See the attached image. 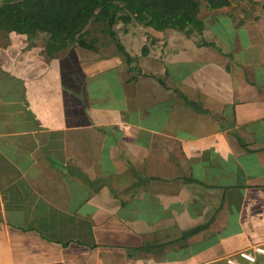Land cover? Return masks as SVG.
Here are the masks:
<instances>
[{
    "label": "crops",
    "instance_id": "0c3cea01",
    "mask_svg": "<svg viewBox=\"0 0 264 264\" xmlns=\"http://www.w3.org/2000/svg\"><path fill=\"white\" fill-rule=\"evenodd\" d=\"M216 9L232 20L193 58L188 36L163 40L181 54L165 79L128 77L116 50L49 57L19 33L0 48V264H227L264 248V0Z\"/></svg>",
    "mask_w": 264,
    "mask_h": 264
},
{
    "label": "trees",
    "instance_id": "16d2710c",
    "mask_svg": "<svg viewBox=\"0 0 264 264\" xmlns=\"http://www.w3.org/2000/svg\"><path fill=\"white\" fill-rule=\"evenodd\" d=\"M207 8H220L231 0H205ZM201 0H0V30L33 36L44 34V52L52 57L71 45L97 50L94 40L87 41L85 30L90 20L106 21L117 51L132 61L119 41L113 26L118 22L143 24L156 31L168 29L189 33L201 31L198 15ZM207 45L211 43L205 42ZM144 53L147 48H143ZM194 109L206 112L195 102ZM198 231L187 230L181 238Z\"/></svg>",
    "mask_w": 264,
    "mask_h": 264
},
{
    "label": "rangeland",
    "instance_id": "374dc122",
    "mask_svg": "<svg viewBox=\"0 0 264 264\" xmlns=\"http://www.w3.org/2000/svg\"><path fill=\"white\" fill-rule=\"evenodd\" d=\"M219 12H220L219 9H216L215 11L212 9H208L206 7V1L201 0L200 12L198 15L200 28H202L201 31H199L196 28H193L189 33H185L183 31L168 29V30L163 31L164 37H163V34H161L162 31L153 30L149 27L144 26L143 24H139V23H135V22H132L130 24H123L121 22H118L117 24H115L113 26V30L115 31L116 35L118 37H120V41H121L122 45L124 46L125 50L129 53V55L133 59L132 62L131 61L127 62L126 57L122 53L117 51L116 46H115V42L109 34V27L107 26L106 21H102V20L99 21V20H94V19L90 20L89 23L87 24L86 28H85V30H87V34H86L85 38L87 41L94 40V43L97 47L96 51H101V52H96L94 50L96 53H99L102 55L103 54H110V52H112L113 50L114 51L116 50L115 56H110V57L115 59V60H118L121 57H122L121 59L123 60V58H124L125 67L128 70H131L130 74L128 71V74H127L128 77L133 76V75L138 76L140 74V72H141L142 76H148L151 74V71H154V72L158 73L160 78L165 79L163 73H164L165 69L170 66V63L166 61V60H168V56L170 57V59L172 61H174V60L178 61L181 54L177 55V52H176V55L174 53L171 55L166 54L165 52H166V48L168 47V41L164 42L163 40L166 39L167 36H171V35H175V34H180L182 36L183 35L188 36L189 40H187V44H186V42L183 44L186 45L185 52H187L189 58L191 59V58H193L192 55L195 54L194 51L196 50L197 46H200V44L202 45L204 40L212 42V40L214 39V35H213L215 32V28L213 26L214 20H232L229 16L218 18ZM219 22H222V25L219 26L221 28V31H220L221 34L222 35H228V37H230L231 30H230V26L228 24V21H219ZM216 28L218 29V23L216 24ZM13 34H15V32L7 33V32L0 30V48L10 49V48L14 47L13 44L15 42L11 40V38H12L11 36ZM159 34L161 35V36H159L160 39L159 38L157 39L155 37V35L157 36ZM33 36H36V38H39L38 40H36L38 42L44 40L43 39L44 34H42V33H38V34L33 35ZM145 36L147 37V40L144 39ZM173 39L178 40L174 36H173ZM18 42L19 41H17V43ZM174 42H176V41H174ZM154 43H155V47L152 46V44H154ZM145 47L147 48L148 52L151 53L149 56H146V54H144V52L142 51L143 48H145ZM74 48L77 49V48H82V47L75 44V45H71L70 47H68L65 51H68V50L74 51L75 50ZM82 49H86V48H82ZM151 49L153 50V52H151ZM88 50H90V49H88ZM204 50L206 52H214V48L210 47V46H206L204 48ZM59 54L62 55L63 51L60 53L58 52L55 55V57L59 56ZM46 58H48V57L46 56ZM162 67H163V69H162ZM191 67H192V69H194V72H196L197 66L195 64L191 63ZM186 69L190 70L188 65L183 64V70L185 71ZM179 75L181 76V72L179 73ZM109 84H110V82H109ZM106 85L107 84L103 80L93 82L94 87H100L101 88L102 92H100L99 95L104 100L106 99V96L104 93ZM88 86H89V84H87V87ZM132 86H133V83H130V85L127 86V89L131 90ZM109 89H110V91L111 90H117L118 87L116 86V88H114V86H111V84H110ZM117 98H114L111 96V98L109 100V104L111 107H116V108L123 107L122 106V104L124 103L123 100L120 99L119 97H117ZM114 99H117V101L116 102L113 101ZM129 99L131 100V97ZM93 100H95V101L98 100L97 97L95 96L94 90H93ZM126 101H125V103H126ZM99 105H100V103H99ZM76 172L79 175H81V178L85 181V179L87 177L84 174H81L80 170H78ZM229 237H230V234H228L225 242H222L223 243L222 246H224L223 248L226 250L229 249L230 246H234L236 244L239 245V243H240L239 242L240 241L239 236H237L236 240L231 238L230 241H229Z\"/></svg>",
    "mask_w": 264,
    "mask_h": 264
},
{
    "label": "built area",
    "instance_id": "2783aa9c",
    "mask_svg": "<svg viewBox=\"0 0 264 264\" xmlns=\"http://www.w3.org/2000/svg\"><path fill=\"white\" fill-rule=\"evenodd\" d=\"M257 255H264V248L255 246L251 249H242L237 251L234 255L226 257L227 264H242V262L255 263Z\"/></svg>",
    "mask_w": 264,
    "mask_h": 264
}]
</instances>
